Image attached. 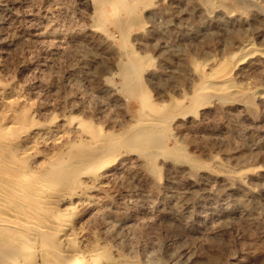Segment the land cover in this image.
<instances>
[{
  "label": "rangeland",
  "instance_id": "obj_1",
  "mask_svg": "<svg viewBox=\"0 0 264 264\" xmlns=\"http://www.w3.org/2000/svg\"><path fill=\"white\" fill-rule=\"evenodd\" d=\"M263 66L264 0H0V124L35 174L97 147L64 227L118 264H264Z\"/></svg>",
  "mask_w": 264,
  "mask_h": 264
},
{
  "label": "bare ground",
  "instance_id": "obj_2",
  "mask_svg": "<svg viewBox=\"0 0 264 264\" xmlns=\"http://www.w3.org/2000/svg\"><path fill=\"white\" fill-rule=\"evenodd\" d=\"M135 58L136 57H134V61ZM233 65L234 64L229 63L226 59L215 61L210 69V73L205 75V78L207 76L210 77L212 82L210 83L207 81L202 83L206 85V83L209 82L208 84H210L211 87H213L212 84H215V86H218V89L222 90H236L230 81ZM196 67L200 72H203L201 65ZM123 70L125 69L123 68ZM127 72L128 71H125L124 73ZM240 95L241 97L249 99V101L251 100V94L247 92H241ZM2 98L3 95L0 92V100ZM9 102L11 103L10 99ZM137 120H139V118ZM81 122L83 123V121ZM2 126H0V261H3L4 264H31L33 262H30V257L35 250V244H37L41 249L42 264H118L117 261L104 254L97 256L98 252L91 253V251L88 250L81 251L77 241L80 230L76 228V230H73V228L71 231H66V228L64 227V223L72 221L77 212V205H71L68 204V202H71L72 199L84 201L86 197L85 191L83 190L80 191L79 189V191L76 192H72L71 190L74 185L82 186V182L78 180L79 177L76 175L79 173L84 174L83 172L87 171V169L88 172L93 173L103 167V161L99 160L98 157L95 158L93 154L97 147L95 146L96 148L92 147V149H88L93 151L87 153L88 155H85V157L80 155L81 158L78 161H74L73 158H67L61 163V157L59 159L61 166L58 165L59 162H55L58 163L57 165L59 166V170L57 171H54L52 166L48 167V165L45 164L43 168L45 169L44 173H46V176H44L32 173V171L28 169L29 157L33 156L31 155L32 152L29 151V147V149L23 150H18V148L14 149V146H19L18 138L23 135L21 128L19 126L6 124L3 127ZM144 127L145 126H143V128ZM36 144L37 143H35V145ZM32 149L33 147L31 150ZM65 154L66 153H64V155ZM96 154L99 156V153ZM95 159L98 160L92 165V162L95 161ZM77 162L83 166L82 168L84 170H81L82 172L79 173L77 172L78 174H74V176L71 175L72 177L68 176L66 173L68 167ZM87 165L90 167L85 169ZM30 167L31 166H29V168ZM149 169L156 171V173L158 172V167L155 164H151ZM74 171L76 172V170ZM86 176L88 179V175ZM77 186L74 188H78ZM7 210H10V212ZM77 230H79V232ZM56 237H58V239H60L59 237H63L66 240V245L64 247L59 246L54 240Z\"/></svg>",
  "mask_w": 264,
  "mask_h": 264
}]
</instances>
